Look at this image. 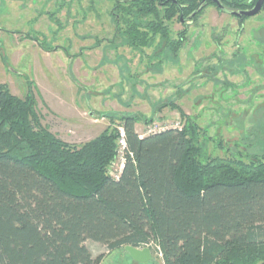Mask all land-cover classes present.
<instances>
[{
  "label": "trees",
  "instance_id": "16d2710c",
  "mask_svg": "<svg viewBox=\"0 0 264 264\" xmlns=\"http://www.w3.org/2000/svg\"><path fill=\"white\" fill-rule=\"evenodd\" d=\"M109 1L129 47L164 42L176 59L186 32L172 40L170 23L203 2ZM257 1L221 0L232 12ZM208 5L217 7L207 2L192 20ZM178 110L181 129L146 137L136 125L149 122L122 118L126 161L115 180L108 168L118 153L116 131L70 145L43 125L32 91L22 99L1 86L0 264H101L88 241L108 253L159 248L164 264H264V154L207 156L205 131Z\"/></svg>",
  "mask_w": 264,
  "mask_h": 264
},
{
  "label": "rangeland",
  "instance_id": "374dc122",
  "mask_svg": "<svg viewBox=\"0 0 264 264\" xmlns=\"http://www.w3.org/2000/svg\"><path fill=\"white\" fill-rule=\"evenodd\" d=\"M113 7L109 0H0V87L22 99L32 91L43 125L78 148L107 129L118 133L126 116L149 122L136 125L141 137L181 128L180 108L205 131L207 156L264 154V14L242 25L208 5L194 21L174 19L171 39L186 32L176 59L164 42L129 47ZM121 163L117 153L108 173ZM87 246L94 258L104 256L101 264H138L125 250ZM153 256L146 264H164Z\"/></svg>",
  "mask_w": 264,
  "mask_h": 264
},
{
  "label": "water",
  "instance_id": "95a60500",
  "mask_svg": "<svg viewBox=\"0 0 264 264\" xmlns=\"http://www.w3.org/2000/svg\"><path fill=\"white\" fill-rule=\"evenodd\" d=\"M209 1L215 3L217 5V7L222 11H224V12L229 11L223 6L221 0H203L200 7L190 17H188L187 20H189V21L192 20L204 8V6ZM263 5H264V0H258L256 5L251 10L238 11V12L229 11V13L231 15L241 19V20L245 17L251 18V17L257 16L261 12ZM125 251L131 257V259L135 263H138V264H146V263H149V262L154 260L153 251L150 248L138 249V248H134V247L129 246V247L125 248Z\"/></svg>",
  "mask_w": 264,
  "mask_h": 264
},
{
  "label": "built area",
  "instance_id": "2783aa9c",
  "mask_svg": "<svg viewBox=\"0 0 264 264\" xmlns=\"http://www.w3.org/2000/svg\"><path fill=\"white\" fill-rule=\"evenodd\" d=\"M173 129H181L179 127V124H177V126ZM165 131L164 129L162 130H159L158 132H156L155 130H148L147 132V135L145 134V136H149V135H152V134H156V133H160V132H163ZM117 146H118V153L121 154V158H122V163L119 167V171L118 173H115L114 172V169L113 167L111 169H109V175L115 179V180H118L124 167H125V161H126V152H127V141H126V132H125V128L124 126H121L119 128V132H118V140H117ZM158 252H159V255L162 257V254H161V251L159 248H157Z\"/></svg>",
  "mask_w": 264,
  "mask_h": 264
},
{
  "label": "flooded vegetation",
  "instance_id": "af4514ba",
  "mask_svg": "<svg viewBox=\"0 0 264 264\" xmlns=\"http://www.w3.org/2000/svg\"><path fill=\"white\" fill-rule=\"evenodd\" d=\"M238 19H239V18H238ZM186 20H187V18H186V19L182 18V19H181V22L185 23ZM190 21H193V20H190Z\"/></svg>",
  "mask_w": 264,
  "mask_h": 264
}]
</instances>
